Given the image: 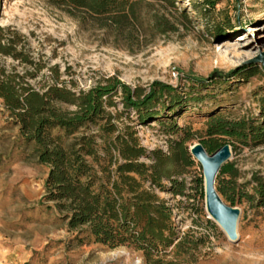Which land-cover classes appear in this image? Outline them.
<instances>
[{"label": "trees", "instance_id": "1", "mask_svg": "<svg viewBox=\"0 0 264 264\" xmlns=\"http://www.w3.org/2000/svg\"><path fill=\"white\" fill-rule=\"evenodd\" d=\"M44 1L81 31L109 35L116 43L131 44L146 33L176 31L165 18H153L149 24L141 16L153 4L175 10L177 0ZM219 1L196 0L191 5L195 15L206 20ZM1 33L0 28V54L18 59ZM256 73L257 67L251 65L226 77L248 80ZM18 79L0 71V99L17 129L18 146L28 150V158L47 167L41 205L60 215L73 244L128 248L140 254L145 264H196L203 240L179 232L174 208L159 194L187 197L182 177L195 165L189 153L193 142L208 154L224 145L232 153L264 145V99L257 119L235 118L229 111L209 112L202 127L194 130L179 126L174 117L188 105L201 104L206 96H200L199 90L221 84L225 75L215 71L207 78L184 76L189 84L186 92L164 82L131 87L110 76L76 93L55 76L54 84L39 93L19 86ZM151 122L166 137L167 152L142 146L136 126ZM237 178L232 164L221 167L215 179L220 198L231 207L246 202L254 209L263 208L264 177L252 175L251 193L245 184H236ZM195 182L203 202L202 176ZM198 212L204 215L202 208Z\"/></svg>", "mask_w": 264, "mask_h": 264}, {"label": "rangeland", "instance_id": "2", "mask_svg": "<svg viewBox=\"0 0 264 264\" xmlns=\"http://www.w3.org/2000/svg\"><path fill=\"white\" fill-rule=\"evenodd\" d=\"M195 1L177 0L175 10L159 4L145 8L141 17L149 24L162 17L176 31L146 33L127 44L97 31H81L44 0H0L3 42L10 40L18 58L0 54V71L17 75L19 86L39 93L54 84L55 76L76 93L110 76L131 87L164 82L186 92L189 84L184 76L207 78L216 71L225 75V81L199 90L205 100L176 115L178 125L200 129L203 116L217 111L257 119L264 99V69L252 61L264 53V0H220L206 20L195 15L191 5ZM251 65L257 67L256 75L228 81V74ZM136 130L144 148L167 152L166 137L156 123L137 125ZM16 133L0 99V264H145L128 248L73 244L60 215L41 205L47 167L27 157L28 150L16 143ZM194 162L182 177L187 197L159 195L174 208L179 232L203 240L196 264H264V207L254 209L246 202L236 206L238 240L229 242L204 211L195 182L202 170ZM228 162L238 173L236 184H245L251 193L252 175L264 177V145L243 147Z\"/></svg>", "mask_w": 264, "mask_h": 264}, {"label": "water", "instance_id": "3", "mask_svg": "<svg viewBox=\"0 0 264 264\" xmlns=\"http://www.w3.org/2000/svg\"><path fill=\"white\" fill-rule=\"evenodd\" d=\"M257 63H260L264 69V53L252 61V64ZM189 153L202 170L203 205L208 219L222 230L229 242H237L240 210L226 204L215 190V179L221 167L231 159V148L224 145L215 153L208 154L201 144L195 143L190 146Z\"/></svg>", "mask_w": 264, "mask_h": 264}, {"label": "built area", "instance_id": "4", "mask_svg": "<svg viewBox=\"0 0 264 264\" xmlns=\"http://www.w3.org/2000/svg\"><path fill=\"white\" fill-rule=\"evenodd\" d=\"M173 76L175 77V74H173Z\"/></svg>", "mask_w": 264, "mask_h": 264}, {"label": "bare ground", "instance_id": "5", "mask_svg": "<svg viewBox=\"0 0 264 264\" xmlns=\"http://www.w3.org/2000/svg\"><path fill=\"white\" fill-rule=\"evenodd\" d=\"M253 31V30H252ZM220 229V228H219ZM221 230V229H220ZM222 231V230H221Z\"/></svg>", "mask_w": 264, "mask_h": 264}]
</instances>
